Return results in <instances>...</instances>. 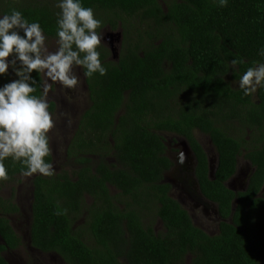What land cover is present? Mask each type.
Instances as JSON below:
<instances>
[{
  "label": "trees",
  "instance_id": "1",
  "mask_svg": "<svg viewBox=\"0 0 264 264\" xmlns=\"http://www.w3.org/2000/svg\"><path fill=\"white\" fill-rule=\"evenodd\" d=\"M56 2L0 0V13L19 10L56 38ZM83 5L106 13L100 27L115 29L121 21L124 48L114 60L101 43L97 50L107 75L86 77L91 104L67 151L79 168L33 174L31 244L59 253L68 264H264V87L246 96L235 83L264 62L258 54L264 48V0H229L225 8L210 0H83ZM16 78L10 68L0 85ZM42 92L38 83L34 94ZM197 129L217 149L214 179ZM166 133L188 140L201 190L218 204L223 219H232L222 220L219 233L197 226L170 195L163 181L173 165ZM243 151L255 171L247 189L236 193L225 181L236 173ZM47 159L51 162V154ZM4 164L7 178L0 179V189L21 176L19 162L9 158ZM57 202L66 215L55 214ZM84 209L86 222L76 226ZM0 210L17 213L19 207L0 196ZM0 232L6 243L0 245V264H10L2 251L19 247L22 237L6 216Z\"/></svg>",
  "mask_w": 264,
  "mask_h": 264
},
{
  "label": "clouds",
  "instance_id": "2",
  "mask_svg": "<svg viewBox=\"0 0 264 264\" xmlns=\"http://www.w3.org/2000/svg\"><path fill=\"white\" fill-rule=\"evenodd\" d=\"M210 3L225 8L229 0ZM56 7L55 51L49 50L39 22L30 21L16 9L0 15V76L11 68L17 77L0 85V179L7 178L4 161L9 158L21 164L22 176L54 175V165L47 159L51 154L49 133L55 126L47 99L52 85L58 82L65 89L75 90L79 79L74 66L81 67L89 78L97 73L107 75L97 50L103 33L97 31L101 21L94 10L85 7L83 0H57ZM109 50L114 57L111 59L116 60L118 53L112 47ZM258 54L264 57V48ZM34 72L41 77L39 81ZM38 83L43 89L39 96L34 94ZM258 87H264V62L249 67L239 79V88L246 96L253 95ZM55 214L66 215L67 209L57 202Z\"/></svg>",
  "mask_w": 264,
  "mask_h": 264
},
{
  "label": "rangeland",
  "instance_id": "3",
  "mask_svg": "<svg viewBox=\"0 0 264 264\" xmlns=\"http://www.w3.org/2000/svg\"><path fill=\"white\" fill-rule=\"evenodd\" d=\"M106 15V13H95L97 15V19H99L101 22L103 19L100 17L101 15ZM106 29V28H105ZM108 32L107 38H102V42L105 43L108 48H113L116 53H118V58L121 55L123 48H124V41L122 38V35L120 39L111 37L113 33L117 32H111L112 30L106 29ZM120 31L121 30H117ZM47 37V36H46ZM57 40L56 39H50L47 37V46L50 51H55L57 47ZM123 42V43H122ZM122 44V45H121ZM111 58H114L111 55ZM117 58V59H118ZM116 59V60H117ZM75 70V74L77 75L79 79V84L75 90H71L69 92L67 89L63 88L60 84H53L49 93H48V102L53 100L56 96L59 97V101L56 105L55 115L53 116L55 126L50 131L49 135H54V138L52 139V144L54 145L55 149L53 148L54 153V169L55 172L67 170L68 168L72 169L71 167H67V164H71V158L67 156V147H69L72 143V138L75 136L77 126H78V120L82 115L83 110L85 109L89 99H88V90H86L83 86L85 83L83 82L84 75L76 68H73ZM80 75V76H78ZM236 85H239V82H235ZM61 99V100H60ZM63 99V100H62ZM80 125V124H79ZM238 131V129H236ZM75 132V133H74ZM168 138L172 137L173 133H166ZM196 137L199 138L202 143H204L206 146H208L209 137L208 134L204 135L203 133H200L199 130H195ZM251 137L248 138V140ZM211 143V142H210ZM246 151H243L240 157V163L243 168L246 169V165L244 163H248L247 159H244V154ZM249 164V163H248ZM10 183L6 185L2 191L1 195L4 197H11L14 198V200L21 206V212L14 217H12L13 226L17 230V232L20 234V236L26 241L29 234V222H30V209H29V202L32 198L33 194V188H32V182L31 177H22L20 178V181ZM16 183V184H15ZM14 194V195H13ZM174 195L176 196V192L174 191ZM264 196V192L262 194ZM88 202H90V198L87 197ZM264 215V214H263ZM81 216L77 220H81ZM193 218V217H192ZM194 223L203 228L207 233L211 235L217 234L218 230L210 223V221H207V217L204 216V214H196V217L193 218ZM210 225V226H209ZM157 229L161 227V222H157ZM258 225L253 221L252 227L254 230L257 231ZM260 229L262 227L259 226ZM23 246L21 249L16 251H10L6 253V257L12 264H65V262L56 254H44L40 253L36 250H32L31 248ZM30 245V244H29Z\"/></svg>",
  "mask_w": 264,
  "mask_h": 264
},
{
  "label": "flooded vegetation",
  "instance_id": "4",
  "mask_svg": "<svg viewBox=\"0 0 264 264\" xmlns=\"http://www.w3.org/2000/svg\"><path fill=\"white\" fill-rule=\"evenodd\" d=\"M4 7L5 6H3V8ZM0 11H1V9H0ZM0 15H3L2 12L0 13ZM105 28L106 29L108 28V29L112 30L111 32H120V31H117V30H121V34H122V38H123L121 21L119 22L118 27L115 28V29L112 26H110L109 24H107V23L104 24L103 26H101L97 31L103 33L102 38H107V36H108V32L109 31L106 32L107 30ZM50 39H53V40L56 39L57 40V38H54V37H52ZM102 44L105 47H108L105 43L102 42ZM110 58H111V56H110ZM74 68L78 69L84 75V71H83V69L81 67L74 66ZM73 71L75 73L74 69H73ZM10 73H11L12 76H14L12 72H10ZM78 76H80V75H78ZM83 82L85 83V85L83 84V86H84V88L86 90H88V95H89V89H88V86L86 84V76L85 75H84ZM54 84H59V83L57 82V83H54ZM67 90L69 92H71L70 89H67ZM88 99H89V101H88L85 109L83 110L82 114L84 113V111L87 108H89V106L91 104L90 95L88 96ZM58 101H59V97L56 96L55 98H53V100H51L49 102V105H50V109L49 110H50L51 113H53V116L55 115L54 113H55L56 105H57ZM52 104L54 105L53 107H52ZM80 120H81V117L78 120L77 129L79 127ZM197 130H199V129H197ZM199 131H200V133H203L204 135L206 134V133H204L201 130H199ZM166 135L167 134L164 135L165 138H166V140H165L166 141V145L168 147L166 154L173 161V165L168 171L165 172L163 181L170 184V186H171L170 195L172 197H174L175 199H177L183 205V207L187 209V211L190 213L191 217H193V218L196 217V214H204V216L207 217V221H210V223L218 230L217 233H219L220 223L222 222V220L223 221L226 220V221H230L231 222L232 219L231 218L223 219L220 216V210H219L218 204L213 202V201H211L208 197H206L205 194L203 193V191L201 190L199 178H198L197 172H196L198 159H197L195 151L193 150V148L189 144L188 140L185 137L180 136V135L170 134V135H173L170 138H168V136H166ZM195 136H196V134H195ZM49 137H50V148H51V157H52L51 163H53V165H54V160L55 159H54L53 148L55 149V147L52 144V139L54 138V135H49ZM208 137H209V135H208ZM197 140L199 141V143L203 147V149H204V151H205V153L207 155V158H208V170H209L208 175H209V178L214 179L215 177H213L210 174V162H213L214 165L216 166V169H217V163H218V159H219V155H218L217 149H216L215 145L213 144V142H212L210 137H209V140H210L211 143L209 141H206V142H208V146H206L204 143H202V141L199 138H197ZM52 146H53V148H52ZM68 148L69 147H67V151H68ZM186 148H188V149H186ZM185 150H188V152H186ZM67 156H69L68 153H67ZM240 157H241V155L238 157V164H237L236 173L231 178H229L228 180L225 181V185L229 189H231L232 191H234L236 193L241 191L240 190V188H241L240 185H241L242 182H241L240 178H238V177H240V176H238L239 175V171L241 169H243V171H244V168H243L244 166H242L241 163H240ZM244 159L246 160L245 157H244ZM71 161H72L71 164H67L66 163V166L67 167H71L72 166V169L68 168L67 170L73 172V170H76L77 168H79L80 165H78L73 159H71ZM247 161L249 162V160H247ZM182 163L185 164L186 166L182 165ZM244 164L247 167L246 168L247 171L243 172V175L245 177L244 181L245 180H250L251 176L254 174L255 168H254V171L252 170V173H251L250 168H248V166H247L248 163H244ZM59 172L60 171L55 172V173H59ZM250 174H251V176H250ZM34 176L35 175L30 176L31 177V182H32L33 193H34V185H33ZM236 176H238V177L235 180L234 178ZM22 177H25V176L21 175L20 178H22ZM10 183H13V182H6L4 184H1L0 196L3 199H5V200H11L12 202L16 203L17 206L19 207V211L17 213H10V212H3V211L0 210V218L6 216L9 219V224H11V226L14 228L16 233L20 236V234L17 232V230L13 226L12 217H14L15 215H17V214H19L21 212V206L14 200V198L6 197V196L4 197L3 195H1L2 189L6 185H8ZM109 186L112 187L111 185H109ZM111 189H112L113 192L117 191L115 188H111ZM174 191L176 192V196L174 195ZM263 192H264V190L263 191L261 190L260 195L264 198V196L262 195ZM87 197H89V196H87ZM204 200H207L209 202V205H205L203 203ZM88 201L89 200H87V204H90L91 200H90V202H88ZM33 202H34V194H32V198H31V200L29 202L30 222H29V234H28V238L26 239L27 242H25V240L22 238V244H20L19 247H16V248H13V249H9L8 247H6L5 250L2 251V255L8 260V258L6 257V253L7 252L19 250L23 246H26L25 245V243H26L28 248H31L32 250H36V251H38L40 253H44V254H56L60 258H62V260L65 262V264H68L59 253L43 252L41 249H38V248L34 247L31 244V226H32ZM86 217H87V213H86V211L84 209L83 212H82L81 220H77L75 225L76 226H80V225L85 224ZM0 245H6L5 240H4L1 232H0ZM9 263L12 264L10 261H9Z\"/></svg>",
  "mask_w": 264,
  "mask_h": 264
},
{
  "label": "water",
  "instance_id": "5",
  "mask_svg": "<svg viewBox=\"0 0 264 264\" xmlns=\"http://www.w3.org/2000/svg\"><path fill=\"white\" fill-rule=\"evenodd\" d=\"M113 36H119V37H121V34H120V32H117L116 34L115 33H113L112 34ZM186 149H188V148H186ZM186 152H188V150H185ZM249 163V162H248ZM182 165H185V164H183L182 163ZM186 166V165H185ZM248 168H250V171H251V173H252V170L254 171V167L251 165V163H249L248 165ZM244 171H247L246 169H244ZM243 169H241L240 171H239V175L238 176H240V177H238V176H236L234 179L236 180L237 179V177L238 178H240V180H241V185H240V190H246L247 189V187H248V185H249V180H245L244 181V179H245V177H244V175H243ZM215 172H216V166L214 165V163L213 162H210V174L213 176V177H215ZM250 176H251V174H250ZM250 178V177H249ZM231 187V186H230ZM264 190V185H263V188H262V191ZM236 199L233 201V209L232 210H234L235 209V206H236ZM203 203L205 204V205H209V202L207 201V200H204L203 201Z\"/></svg>",
  "mask_w": 264,
  "mask_h": 264
}]
</instances>
